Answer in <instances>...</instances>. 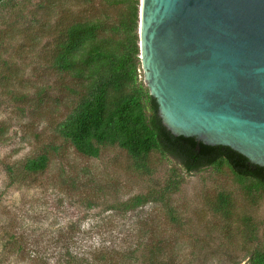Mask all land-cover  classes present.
Returning <instances> with one entry per match:
<instances>
[{
  "label": "rangeland",
  "instance_id": "374dc122",
  "mask_svg": "<svg viewBox=\"0 0 264 264\" xmlns=\"http://www.w3.org/2000/svg\"><path fill=\"white\" fill-rule=\"evenodd\" d=\"M36 1L0 6V264H55L57 238H82L75 255L90 248V264H251L264 252V187L225 163L187 173L160 150L137 159L102 145L84 156L62 136L80 87L51 63L58 26L100 19L111 35L118 10ZM41 154L47 168L27 171Z\"/></svg>",
  "mask_w": 264,
  "mask_h": 264
},
{
  "label": "water",
  "instance_id": "95a60500",
  "mask_svg": "<svg viewBox=\"0 0 264 264\" xmlns=\"http://www.w3.org/2000/svg\"><path fill=\"white\" fill-rule=\"evenodd\" d=\"M139 43L172 133L264 166V0H140Z\"/></svg>",
  "mask_w": 264,
  "mask_h": 264
},
{
  "label": "trees",
  "instance_id": "16d2710c",
  "mask_svg": "<svg viewBox=\"0 0 264 264\" xmlns=\"http://www.w3.org/2000/svg\"><path fill=\"white\" fill-rule=\"evenodd\" d=\"M104 1L118 10L111 35L108 31L101 32L100 19L76 20L58 26L52 41V65L80 87L76 105L61 127L62 136L84 156L97 157L102 145H118L137 159L160 150L180 163L187 173L225 163L237 177L251 179L253 187H264V166L250 162L229 146L209 145L195 136L175 135L166 127L157 99L144 81L138 84L142 70L140 0ZM12 2L0 0V6L8 7ZM36 2L38 8L49 11L58 0ZM48 160L46 154H41L28 160L25 169L41 172L47 168ZM220 201L226 204L228 197L221 194ZM140 203L142 198L137 196L129 207ZM81 240L57 238L55 264H71V261L90 264V248L79 250V255H75V250L83 245ZM251 264H264V252L256 255Z\"/></svg>",
  "mask_w": 264,
  "mask_h": 264
}]
</instances>
